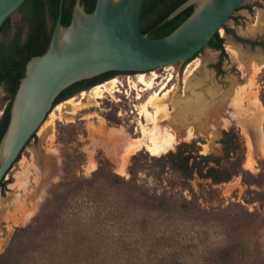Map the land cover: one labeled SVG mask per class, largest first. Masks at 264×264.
Wrapping results in <instances>:
<instances>
[{
    "label": "rangeland",
    "instance_id": "374dc122",
    "mask_svg": "<svg viewBox=\"0 0 264 264\" xmlns=\"http://www.w3.org/2000/svg\"><path fill=\"white\" fill-rule=\"evenodd\" d=\"M21 24L16 11L0 42H9ZM219 36L222 52L207 45L187 62L119 73L53 106L0 185V264H55L68 256L62 245L70 239L74 250L82 238L93 241L95 231L78 236L73 230L87 221L92 226L99 196L110 204L115 192L124 194L118 206L135 222L124 232L115 228V236L135 251L140 246L152 257L170 246L184 264H225L230 249L232 264H264V67L254 70L264 62V0H244ZM114 79L116 86L111 83L101 97L91 92ZM142 80H151L153 88ZM241 89L243 100L236 102ZM157 92L147 110L158 111L156 125L175 134L176 142L161 154L142 147L123 160L125 141L117 131L138 138L143 127L152 128L143 105ZM230 128L243 151L241 172L228 181L214 183L195 171L184 175L154 159L182 144L192 154L223 156L222 132ZM95 172L102 180H95ZM114 175L126 184L113 192L104 178ZM142 198L171 202L173 209L148 213L140 207ZM155 237L162 243L147 246ZM97 248L90 251L93 261L99 259ZM107 249L104 258L115 264ZM118 262L127 263L123 257Z\"/></svg>",
    "mask_w": 264,
    "mask_h": 264
},
{
    "label": "water",
    "instance_id": "95a60500",
    "mask_svg": "<svg viewBox=\"0 0 264 264\" xmlns=\"http://www.w3.org/2000/svg\"><path fill=\"white\" fill-rule=\"evenodd\" d=\"M24 1L0 0V27ZM63 2L58 0L46 50L26 61L13 94L0 138V183L62 90L108 71L145 72L184 62L207 46L244 0H185L167 18L189 6L192 12L159 38L140 30L144 0H95L90 12L81 0H74L66 25L61 22ZM260 56L264 59V53Z\"/></svg>",
    "mask_w": 264,
    "mask_h": 264
},
{
    "label": "trees",
    "instance_id": "16d2710c",
    "mask_svg": "<svg viewBox=\"0 0 264 264\" xmlns=\"http://www.w3.org/2000/svg\"><path fill=\"white\" fill-rule=\"evenodd\" d=\"M184 1L144 0L139 18L141 32L149 37L159 38L173 31L192 12L193 7L189 6L173 18H167L168 14ZM73 2L74 0H64L63 2L61 22L64 25L68 24L70 20ZM81 3L84 5L86 11L90 12L94 7L95 0H81ZM17 12L21 16L22 24L18 26L15 35L11 39L9 48L0 46V54H2V58H0L2 76L9 82V90L12 94L15 93L19 79L24 74L26 61L33 55L43 53L48 46L58 12V0H25L17 9ZM9 29L10 17L1 25L0 33ZM24 29L25 36L23 37ZM207 45L213 48H223V38L219 36V32L215 33ZM118 73L133 72L108 71L95 77L73 83L58 94L54 105L62 99H65V97L73 95V93L83 87L96 85L112 78ZM260 99L264 105V90L260 94ZM8 110L9 107L4 115L5 123L0 131V138L9 119ZM221 143L224 151L223 156L200 154L199 152L192 154L191 151H187L188 147H185L187 145L182 144L176 152H168L160 157H154V159L161 166H170L184 175H189L195 171L201 177L210 178L214 183L225 182L241 172L243 148L241 138L233 128L223 130ZM98 177L102 180L100 173L95 172V180L98 181ZM104 181H106V187L111 190L113 189V192L114 190L123 188L126 184L125 179H121L117 175L104 178ZM2 184L3 182L0 185ZM106 197L99 196V204L95 206L93 225L91 226L90 222L87 221L85 224L80 225L79 228L74 229L72 233L73 235L79 234L78 236H82L95 231L93 241H86L82 238L79 242V248L74 250L73 239H70L68 245H62L68 256L64 258L60 255L55 260V264H84L85 262L86 264H90L91 261L95 264H109L104 258V251L107 248L109 250L108 254L110 251H113V254L109 256L115 264L119 263L118 261H122V257L126 259V264H184L181 258L177 257L175 250H170V246L150 257L149 254L143 253L144 250L139 249L140 246L136 252L133 246L126 245V242L121 239L120 234L115 236V233H117L114 230L115 228L118 231L124 232L128 228H134L135 222H131L128 214L121 212L123 209L118 206L124 194H117L115 192V195H111L110 204H102L104 200L108 201ZM141 202L140 207L148 211V213H167L173 209V203L163 200L142 198ZM184 207L186 208V206ZM109 240L117 244L107 242ZM161 243V237L147 239L146 241V245L149 247H158ZM94 248H97L96 251L99 255V259L96 261L89 258L90 251ZM131 258L133 259L132 261H130ZM223 261L225 264H232L234 262V257L230 249L225 250Z\"/></svg>",
    "mask_w": 264,
    "mask_h": 264
},
{
    "label": "bare ground",
    "instance_id": "6f19581e",
    "mask_svg": "<svg viewBox=\"0 0 264 264\" xmlns=\"http://www.w3.org/2000/svg\"><path fill=\"white\" fill-rule=\"evenodd\" d=\"M229 49L231 51H233L232 53H234L237 57H239V52L235 48H233V46L232 47L229 46ZM262 67H264V62H261L258 65H256L254 70L257 72V70H259ZM116 81L117 80L114 79V80H111L109 82L97 85L91 90V92L95 95V97H101L103 95V93L108 91V89L110 87L109 85H111V83H112V87L111 88H113V86L114 87L116 86V84H115ZM249 81H250V79H249ZM141 83L144 86H146V89L153 88L151 80L150 81L142 80ZM243 89H241V91L239 93V96L236 99V102H242L243 97H244L243 95L245 93V91ZM157 94H158V92L155 93L153 96H151L147 100L146 104L143 105V111L145 112L146 115H148L150 117L151 122L154 123V126L152 128L151 127L150 128H144L143 127L142 128V132H141V136L138 137V138L128 137L122 131H117L118 134L120 135V137L124 138V141H125L124 145H123V147H124L123 148V153L121 155V158L123 160H124V158L129 157L131 154H133L134 152H136L137 150H139L142 147H145L151 154H156V155L161 154L162 152H165L166 150L170 149L174 145V143L176 142V138L177 137L174 136L175 134L174 135L170 134L167 131L166 128H164V127L160 128V127H158V125H156L155 117H156L158 111H156L154 114H150L148 112V110H147L148 104L151 103L155 99ZM253 102H254V105L255 104L256 105L259 104L258 103L259 101L258 102L257 101H253ZM193 134H194V130H187V135L188 136H192ZM262 147L264 149V146H262Z\"/></svg>",
    "mask_w": 264,
    "mask_h": 264
},
{
    "label": "flooded vegetation",
    "instance_id": "af4514ba",
    "mask_svg": "<svg viewBox=\"0 0 264 264\" xmlns=\"http://www.w3.org/2000/svg\"><path fill=\"white\" fill-rule=\"evenodd\" d=\"M225 27V26H224ZM10 43H11V40H9V42H6V41H2L0 42V46H3V47H6V48H9L10 46ZM213 48V47H212ZM215 50H219V51H223V48H214ZM199 54V53H197ZM196 54V55H197ZM195 55V56H196ZM194 56V57H195ZM192 57V58H194ZM0 58H2V54H0ZM192 58L188 59V61H190ZM184 62H187V61H184ZM219 70V69H218ZM119 74V73H118ZM9 87H10V84L8 81H6L3 76H2V68L0 67V93L2 94V96H0V106L4 100V98H6V102L5 104L2 106V109L0 110V131L2 130V127L4 126V123H5V118H4V115L8 109V107L10 108V103H11V100L13 98V94L11 93V91L9 90ZM91 87V86H90ZM86 88H89L88 86L87 87H83L82 89H80L79 91H76L75 93H78V92H81L82 90L86 89ZM73 93V94H75ZM70 97V96H69ZM68 98V97H65V99ZM63 100V99H62ZM8 115H9V110H8ZM2 183V182H1ZM0 183V184H1ZM4 184V182H3Z\"/></svg>",
    "mask_w": 264,
    "mask_h": 264
}]
</instances>
